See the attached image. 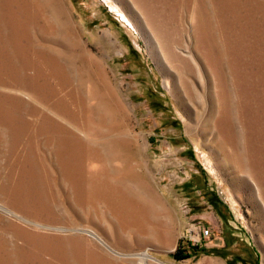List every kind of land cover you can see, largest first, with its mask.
Segmentation results:
<instances>
[{
	"label": "rangeland",
	"instance_id": "374dc122",
	"mask_svg": "<svg viewBox=\"0 0 264 264\" xmlns=\"http://www.w3.org/2000/svg\"><path fill=\"white\" fill-rule=\"evenodd\" d=\"M0 264H264V0H0Z\"/></svg>",
	"mask_w": 264,
	"mask_h": 264
},
{
	"label": "built area",
	"instance_id": "2783aa9c",
	"mask_svg": "<svg viewBox=\"0 0 264 264\" xmlns=\"http://www.w3.org/2000/svg\"><path fill=\"white\" fill-rule=\"evenodd\" d=\"M203 236L204 237H208L209 236V231L208 230H203Z\"/></svg>",
	"mask_w": 264,
	"mask_h": 264
},
{
	"label": "bare ground",
	"instance_id": "6f19581e",
	"mask_svg": "<svg viewBox=\"0 0 264 264\" xmlns=\"http://www.w3.org/2000/svg\"><path fill=\"white\" fill-rule=\"evenodd\" d=\"M144 257H145V258H148L149 256H148V255H146V254H144Z\"/></svg>",
	"mask_w": 264,
	"mask_h": 264
}]
</instances>
